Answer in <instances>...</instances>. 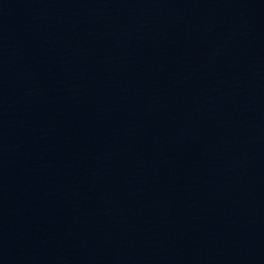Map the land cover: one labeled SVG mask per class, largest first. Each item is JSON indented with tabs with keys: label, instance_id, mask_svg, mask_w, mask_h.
Masks as SVG:
<instances>
[{
	"label": "water",
	"instance_id": "1",
	"mask_svg": "<svg viewBox=\"0 0 264 264\" xmlns=\"http://www.w3.org/2000/svg\"><path fill=\"white\" fill-rule=\"evenodd\" d=\"M0 264H264V0H0Z\"/></svg>",
	"mask_w": 264,
	"mask_h": 264
}]
</instances>
